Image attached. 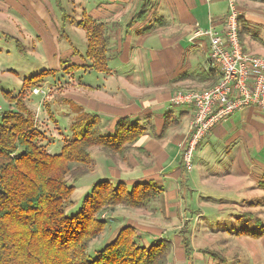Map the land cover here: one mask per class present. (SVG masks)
<instances>
[{
    "label": "crops",
    "instance_id": "crops-1",
    "mask_svg": "<svg viewBox=\"0 0 264 264\" xmlns=\"http://www.w3.org/2000/svg\"><path fill=\"white\" fill-rule=\"evenodd\" d=\"M57 1L0 0V36L19 43L26 35L33 42L37 59L43 60L36 61L37 65L50 64L48 67L39 66L32 71L33 74L43 69L55 70L53 76L45 78L42 87L64 79L63 67L66 65L78 66L71 71L73 81L56 86L57 91L49 99L44 100L42 94H27L31 96H26L28 106L39 118V123L53 131L50 135L55 139L61 138L60 127L54 122L55 113L66 115L69 124L79 112L94 113L107 133H113L115 122L122 117L145 126L136 147L131 148L124 158L92 147L93 170L77 182L72 198L80 200L91 185L101 179L125 182L127 186L137 181L154 182L163 191L156 197L153 209L119 205L110 211V223L118 224L110 238L125 223L131 224L138 229L140 241L145 245L156 238L171 241L172 249L166 264H208L207 258L212 261L209 264H216L215 260L226 262L227 257L219 253L223 245L209 246L202 242L203 239L211 242L215 239L214 233L209 232L212 230L198 223L207 214L205 210L209 206L203 210L192 204L200 199L247 200L251 195L247 191L264 194V108H241L214 125L194 150L189 171L184 168L177 144L191 134L194 108L170 102L169 95L178 89L200 91L209 87V80L202 74L209 70L206 62L208 42L194 37L193 31L209 26L210 19L215 27L220 28L227 12V0L224 11L219 3L212 2L214 0L209 1L211 4L207 0H188L185 16H180L179 11L168 13L167 0H158L159 16L152 21L148 19L144 27L140 24L147 21L129 25L138 10L131 18L124 17L131 9L130 4L136 2L140 10L143 0H97L91 5L95 7L96 15H91L92 10L86 8L90 6L89 0H76V5H86L81 9L82 17L86 14L108 23L105 33L108 71L84 67L91 63L80 55L86 50L83 52L73 46L59 48L62 40L71 42L64 30L69 18L63 17L66 11L62 1L59 0L60 6ZM235 1L241 18L238 28L243 24L249 28V32L241 36L243 50L264 57V0ZM149 3L152 5L151 1ZM150 25V29L144 30ZM70 136L69 129L66 138ZM44 141L49 151L51 145L46 138ZM60 147L49 152L57 153ZM183 173H186L184 179ZM184 185L185 189L182 188ZM186 198L191 202L188 206L184 205ZM237 212L250 213L244 209ZM227 232L233 237L232 229ZM236 232L235 238L244 236L253 240L249 242L254 249L250 264H264V258H256L257 245L263 246L257 241L264 234L258 238ZM229 237L226 239L231 241ZM204 249H211L219 255L214 257ZM233 255L238 263L246 258L240 251Z\"/></svg>",
    "mask_w": 264,
    "mask_h": 264
},
{
    "label": "trees",
    "instance_id": "trees-1",
    "mask_svg": "<svg viewBox=\"0 0 264 264\" xmlns=\"http://www.w3.org/2000/svg\"><path fill=\"white\" fill-rule=\"evenodd\" d=\"M149 2L143 0L140 10L130 20V27L135 22L146 21ZM237 20L239 24L241 18L238 16ZM76 24L86 36V52L80 55L91 61L84 67L108 71L106 24L89 16ZM243 25L237 27L240 41L242 33L249 32L247 24ZM17 46L21 49L19 43ZM77 67L68 64L63 70ZM54 74L55 70L43 69L24 77L17 94L4 92L13 108L0 111V264H166L171 241L156 238L145 245L136 227L126 223L88 258L90 242L106 227L107 220L100 217L102 212L118 204L146 207L163 190L154 182L137 181L128 187L124 182L97 180L84 194L78 210L66 214L77 180L92 164L89 148L99 146L124 157L142 136L144 127L122 117L108 135L102 132L96 114L79 112L68 127L71 136L64 139L59 152L50 153L42 142L44 131L38 128L26 96ZM202 74L209 80V86L220 75L216 68ZM236 233L259 238L264 234V224L258 223V228L252 231L240 229ZM204 251L214 257L219 255L211 249Z\"/></svg>",
    "mask_w": 264,
    "mask_h": 264
},
{
    "label": "rangeland",
    "instance_id": "rangeland-1",
    "mask_svg": "<svg viewBox=\"0 0 264 264\" xmlns=\"http://www.w3.org/2000/svg\"><path fill=\"white\" fill-rule=\"evenodd\" d=\"M61 1H62L63 6H64L63 9H65L66 13L69 14V15H67V17L69 19L67 20V22L65 24L64 30L67 32L71 44L68 43L64 39V40H62V43L59 46V48H61L62 46L65 48L70 46V48H71V46H73V47L78 48L80 51L85 52V50H86V39H85L84 31L78 27V24L76 25V22L78 19L86 17V14H84L83 17L81 14L82 7H85L86 5L85 6L84 5L79 6L78 4L76 5V0H61ZM96 1L97 0H95L93 2V0H89L88 5H90V6L86 7L87 9L92 10L91 15H93V14L96 15L95 7L91 6ZM148 1H151L152 5H150L149 16L146 19L147 22H145L144 24H140L142 27H144L148 24V19H149V21H152L155 17L157 18L160 14V9L158 7L159 1L158 0H148ZM207 1L209 2L210 0H207ZM232 1L234 2L235 8L238 12V9L236 6V1L235 0H232ZM212 2L213 3L214 2L219 3L222 7V11H224L226 9V0H214ZM160 3H162V1ZM187 3H188V0H167V4H168L167 5L168 6L167 12L168 13H170V12L176 13L177 11H179L180 16H185L187 14V11L189 8V4H187ZM130 6H131V9L129 10L127 15L124 16L125 18H131L133 13L136 10H139V8H137L136 2H134L133 4H130ZM179 6H183V7L180 8ZM227 7H229L228 0H227ZM238 14H239V12H238ZM238 16H237V18H238ZM89 18H91L93 21H102L106 24V26L108 24L105 20H95L91 16H89ZM237 22H238V20H237ZM222 24H223V21H221L220 26H222ZM208 27L217 28V27H215L213 20L210 19V25L209 26L198 27L197 29H200V28L206 29ZM238 27H239V24H238ZM106 29H107V27L105 28V33H106ZM197 29H194L193 36H195L194 32ZM198 38L199 39L204 38L207 40V38H205L203 36L198 37ZM207 42H208V40H207ZM19 43L21 44V46H20L21 49H19V47L17 46V42L15 40L0 36V111L8 109L9 107L13 108V104L9 103L7 98L4 96V92L9 91L11 94H17L21 89V81H22L23 77H27V76L33 74L32 71L39 68V66L40 67H48L50 65V64H45V63H43V64L39 63V65H37L36 61H43V60L41 58L37 59V57H38L37 51H34L32 48L33 42L28 37H26V35H25V37L24 36L22 37V39L19 41ZM240 44L242 46L241 41H240ZM207 46L209 47V45H207ZM242 48H243V46H242ZM244 52H246V51H244ZM246 53H248V52H246ZM248 54H251V53H248ZM71 71L72 70H66V71L64 70L65 78L62 80H59V81L57 80L58 81L57 84L50 85L47 87V88H51V87H53V88H51L49 90L50 92H48V94H46V96L44 97V100H47L54 95L55 91H57L56 86H58V85L61 86L63 84H67V82L70 83L73 81ZM63 80H65V81H63ZM34 88H42V85L36 86ZM182 90H184V89H182ZM31 93L40 95V93H34L33 89L31 91ZM30 97L31 96L27 95V98H30ZM32 97H33V95H32ZM170 97H171V93L169 95V101L171 102ZM26 103H27V101H26ZM70 107L73 108L72 106H70ZM35 119H36L38 128L40 130L44 131V136H45L44 138L47 139V143H49L51 145L49 148V151H51V152L57 151V148L60 147L61 143H63L64 139H66V135L69 133L68 125H70V124H69V121L67 119V116L63 115L62 113H55L56 121H54V122L60 127V129H58V131L60 132L59 134L61 135V138H56V139L54 137H51L52 135H50V134L54 133L53 131L49 130L47 127L45 128V126H43L39 123V121H38L39 118H37L36 114H35ZM167 122L168 121H166L165 124H167ZM140 126H143V125H140ZM143 127L145 128V126H143ZM114 128H115V124H114ZM101 130H102V132H105L102 129V127H101ZM55 132H56V130H55ZM105 133H107V132H105ZM111 133H107V134L109 135ZM191 133H192V131H191ZM203 136L204 137H201L199 139V141L196 143V145L194 146V148L191 152V158H193L194 150H196L198 145L201 144L203 139L206 137L205 135H203ZM190 138H191V134L186 139L179 141L177 144L180 151H181L180 153H181L182 161H183V151H185L187 148V146H183V144L186 145L187 142L190 140ZM42 142H43V140H42ZM137 142L135 141V143L131 145L130 149H128V152L131 150V148H134V146L136 147ZM44 143H45V141H44ZM92 147H94V146H92ZM92 147L89 148L88 154H90V149ZM96 147H99V146H96ZM99 148H101V147H99ZM101 149H103V148H101ZM137 149H141V147H137ZM104 151L109 153L106 150H104ZM127 153H125L124 157H126ZM110 155H118V154L110 153ZM118 156H120V155H118ZM90 157L92 160V164L89 166V168H90L89 171L82 174L80 176V178L77 180V182L80 181L81 177H83L85 174H87L88 172L93 170L94 164H93V158H92L91 154H90ZM124 157H121V158H124ZM183 164H184V168L186 170L190 171V169L192 167H190V166L187 167L184 161H183ZM191 166H192V163H191ZM185 174L186 173H183V176H182L183 178L181 177L182 179H184L186 177ZM101 180H104V179H101ZM199 186L201 187L200 184H199ZM128 187H130V186H128ZM182 188L185 189L186 186L184 185V186H182ZM75 189H76V187L74 188V190ZM162 190H163V188H162ZM73 192H72V194H73ZM161 192H160V194H161ZM247 192L251 193V195L249 197H247V200H232V201L231 200H227V201H222V200H218V201L212 200L211 201L210 200V201H206V199H200L201 201L198 200V201L193 202V204H192V205L199 206L203 210H204V207H206V205L209 206V208H206V210H205L207 212V214H205V216L203 218H200L198 223L201 226L206 225L207 229L212 230L209 232L214 233L215 239L213 240V242H211L208 239H206V241H205V239H203L202 240L203 243H205L206 245H209V246L219 244V245H223V247H224L222 251H219V253L221 252L224 256H226L227 260L224 263L220 262L219 260H215L216 264L217 263H219V264H250V262L253 260L254 249H253L252 243H249V242H253L252 238H248V237H244V236L235 238V232L237 230H240V229H247V230L252 231V230H255L258 228V223L264 224V194L259 192V191H257V193H255V194L252 191L251 192L247 191ZM84 194H86V193H84ZM196 195H197V193L195 192L194 196L196 197ZM82 198H83V196H82ZM82 198H80V200H77V201H76V199L72 198L73 199L72 204L70 203L65 208V212L67 215H71L78 210ZM155 201H156V197L153 198L151 200L150 204L147 205L146 207H131V208H138V209L146 208L147 210H151V208L152 209L154 208L153 204ZM233 201H236V202H233ZM190 203H191L190 200H187V198H186V200H184L185 206H188ZM119 205L120 204L114 205V207H112L111 209L101 213L100 217L107 220L106 227L104 228L103 232H101V234L96 236L90 242L88 249H87L88 258H92L95 255L97 250L102 248L108 241H110L112 239L110 237H111L112 233L114 232V229L117 227L118 224L113 225L110 223L111 220L109 219V214H110L111 210H113L116 206H119ZM121 206L128 207L125 205H121ZM154 206L156 208H158L157 203H155ZM217 206H219V207L217 208ZM239 209L240 210L244 209L246 212H250V213L245 214L242 212L241 213L237 212V210H239ZM187 212L189 213V211H187ZM233 213H235V214H233ZM229 229L233 230V233H231V234H233L232 235L233 237H229V235H228L229 233L227 232V230H229ZM137 231H138V229H137ZM168 235H171V234H168ZM168 237H171V236H168ZM227 237H229L231 239V241L226 239ZM257 242H260L261 244H263V246L257 245L256 258H264V235ZM212 243H214V244H212ZM239 251L244 252L246 255V258L238 263L237 261L234 260L235 257L233 255V253L239 252ZM209 261L212 262L210 258H207L208 264H209Z\"/></svg>",
    "mask_w": 264,
    "mask_h": 264
},
{
    "label": "built area",
    "instance_id": "built-area-1",
    "mask_svg": "<svg viewBox=\"0 0 264 264\" xmlns=\"http://www.w3.org/2000/svg\"><path fill=\"white\" fill-rule=\"evenodd\" d=\"M229 7L220 28L197 29L194 37L208 40L206 62L209 69H218V80L199 90L178 89L171 93L174 104H188L194 108L191 138L183 151V161L191 167V152L203 135L234 111L254 106L264 108V57L243 51L238 36L237 10L234 2ZM32 88L44 97L51 88ZM47 88V89H46ZM50 94V93H49Z\"/></svg>",
    "mask_w": 264,
    "mask_h": 264
}]
</instances>
